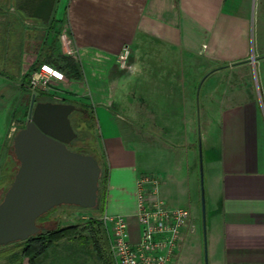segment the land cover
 <instances>
[{
	"label": "crops",
	"instance_id": "crops-1",
	"mask_svg": "<svg viewBox=\"0 0 264 264\" xmlns=\"http://www.w3.org/2000/svg\"><path fill=\"white\" fill-rule=\"evenodd\" d=\"M55 17L81 77L53 80L50 92L95 112L109 169L100 217L128 218L137 242V180L154 175L161 199L192 212L175 262L188 263L202 220L201 146L205 264H264V0H67ZM68 253L59 246L40 262Z\"/></svg>",
	"mask_w": 264,
	"mask_h": 264
},
{
	"label": "water",
	"instance_id": "water-1",
	"mask_svg": "<svg viewBox=\"0 0 264 264\" xmlns=\"http://www.w3.org/2000/svg\"><path fill=\"white\" fill-rule=\"evenodd\" d=\"M56 2L26 0L18 8L28 16L48 23ZM76 109L73 102L38 100L37 95L32 94L26 124L13 137L19 166L0 201V246L27 240L39 233L44 227L38 224V219L57 206L98 207L100 162L92 154L68 147L78 136L70 118ZM199 155L207 261V207L201 146Z\"/></svg>",
	"mask_w": 264,
	"mask_h": 264
},
{
	"label": "rangeland",
	"instance_id": "rangeland-1",
	"mask_svg": "<svg viewBox=\"0 0 264 264\" xmlns=\"http://www.w3.org/2000/svg\"><path fill=\"white\" fill-rule=\"evenodd\" d=\"M59 1L51 19L56 18L57 12L64 14L67 0ZM49 22L45 25L38 19L30 18L19 10L15 0H0V74L2 75H0V201L13 182L19 166L13 150V137L26 124L32 94H40L43 91L39 89L35 91L29 84H25L24 75L29 73L32 76L34 66H40V63L49 55L54 65L56 61L61 65L65 63L63 58L66 55L61 49V32L58 30L59 27L50 30ZM51 47L54 48L53 53H49ZM40 98L49 99L42 96ZM80 110L83 111L81 108ZM205 179L204 170L206 194ZM199 189L201 192V184H199ZM198 205L200 210L197 209V213L199 218H202L201 197ZM94 216H99V214L93 209L90 211L89 209L75 210L68 206H61L49 211L38 224L41 227L52 229L57 227L59 221L63 226H67L84 222ZM198 222L199 240L189 251L187 258L189 261L186 264H198V247L201 251L202 264L206 262L203 222L201 219ZM176 259L172 264H175Z\"/></svg>",
	"mask_w": 264,
	"mask_h": 264
},
{
	"label": "trees",
	"instance_id": "trees-1",
	"mask_svg": "<svg viewBox=\"0 0 264 264\" xmlns=\"http://www.w3.org/2000/svg\"><path fill=\"white\" fill-rule=\"evenodd\" d=\"M59 22L61 23L62 20L53 17L49 22V29L54 30ZM53 52L54 48L51 47L49 53ZM50 56L51 55L44 60L46 61L44 63H49L62 70L67 76L74 78L81 77L80 68L71 57L66 55L63 58L65 62L63 65L58 64L59 62L57 63V61L56 65H54ZM42 63L43 62H41L40 65ZM38 66H34L33 70L35 71L38 69ZM23 80L25 84H30V74L27 73L24 75ZM36 95L38 100H41L42 98H40V96H42L49 98L42 100L67 101L76 104L77 109L71 113L70 118L75 131L78 133V136H80H77L68 147L74 151L92 154L100 162L102 174L99 182L98 207L93 209L99 216L90 217L84 222H77L76 224L67 226H63L59 221L57 227L52 229L44 227L39 233L29 237L27 240L2 245L0 246V264H21L24 257L29 258L30 264H52V262L55 264L58 261L55 262L54 259L50 263L44 260L40 262V259L46 256L51 250L58 251L59 246H63L64 251L69 252L66 257H64L61 264H95L96 261H98L99 264H114L107 228L104 220L100 217L105 210L109 169L105 166L101 153L95 146L94 132L97 126L95 112L86 103L66 98L59 100L54 97L55 94L48 91H41L40 94ZM80 108L83 111H81ZM61 206H68L75 210H88L74 205H60L55 208ZM46 214L41 216L38 222L43 219Z\"/></svg>",
	"mask_w": 264,
	"mask_h": 264
},
{
	"label": "built area",
	"instance_id": "built-area-1",
	"mask_svg": "<svg viewBox=\"0 0 264 264\" xmlns=\"http://www.w3.org/2000/svg\"><path fill=\"white\" fill-rule=\"evenodd\" d=\"M130 54L120 56L123 65ZM65 73L49 63H42L30 81L31 89L50 92L52 81H63ZM34 91V92H35ZM137 213L140 238L130 239L129 219L125 216H104L111 225V251L115 264H172L180 253L186 233L193 226L190 208L169 206L159 194V181L152 174L137 180Z\"/></svg>",
	"mask_w": 264,
	"mask_h": 264
},
{
	"label": "flooded vegetation",
	"instance_id": "flooded-vegetation-1",
	"mask_svg": "<svg viewBox=\"0 0 264 264\" xmlns=\"http://www.w3.org/2000/svg\"><path fill=\"white\" fill-rule=\"evenodd\" d=\"M26 0H15L17 6L23 5Z\"/></svg>",
	"mask_w": 264,
	"mask_h": 264
}]
</instances>
